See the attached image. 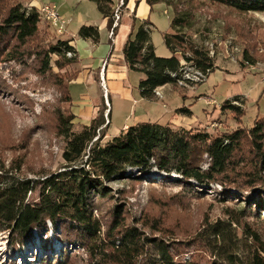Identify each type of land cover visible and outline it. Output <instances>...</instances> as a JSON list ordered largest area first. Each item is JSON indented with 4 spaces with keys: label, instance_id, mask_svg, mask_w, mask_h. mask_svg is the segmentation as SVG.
<instances>
[{
    "label": "trees",
    "instance_id": "trees-1",
    "mask_svg": "<svg viewBox=\"0 0 264 264\" xmlns=\"http://www.w3.org/2000/svg\"><path fill=\"white\" fill-rule=\"evenodd\" d=\"M90 1L107 18L110 27L113 1ZM146 2L149 6L164 3L171 8L170 27L174 31L163 34L164 45L171 52L169 57L155 55L148 21L124 44L126 65L129 70L144 74L138 87L142 97L148 99L154 98L155 89L176 85L181 79V61L177 54L203 73H210L214 66L203 46L190 42L184 32L193 17V3L220 5L241 13L264 12V0ZM41 20L42 15L34 7L18 2L8 5L0 17V61L23 62V53L18 54V50L40 34ZM77 34L99 42L97 27L83 25ZM68 52L74 55L67 57ZM53 55L57 57L54 64L59 69L70 67L76 60V52L69 41L57 38L37 54L41 72L50 70ZM76 74L73 71L63 87L70 108L69 83ZM241 102V98L234 97L224 102L222 108L242 115ZM103 114L101 109L88 125L78 124L75 129L73 113H56L57 134L64 140L63 163L56 172L32 179L14 175L0 164V231L8 232L9 246L20 248L27 241L31 242L33 230L39 233L42 242L45 241L43 233H47L50 224L64 248L82 247L87 264H202L197 257L201 258L198 251L210 255L207 264H264V239L260 233L253 229L247 233L248 227H245L243 232L249 241L243 242L237 237L232 222H216L199 231L195 239L203 248L199 247L190 260H182L174 244L162 237L146 236L139 226L127 224L124 206L118 205L111 211L112 219L104 231V224L94 215L95 199L109 197L111 183L141 182L156 170L179 176L181 180L176 182L189 190L197 191L217 183L224 188L223 195H234L246 201L243 211L258 216L260 211L264 212V116L247 129L241 127L219 135L148 122L130 125L125 131L103 140V127L106 126ZM204 160L207 166L202 168ZM20 169L19 163L16 171ZM131 170L135 173L130 174ZM192 181L198 185L194 186ZM232 189L235 192L231 194ZM254 190L257 192L252 194ZM243 192L251 195L243 198ZM32 193H36V197L30 199L28 195ZM146 222L143 225L154 233L168 232L158 221ZM233 223L240 226L237 219ZM60 228L61 237L57 235Z\"/></svg>",
    "mask_w": 264,
    "mask_h": 264
},
{
    "label": "rangeland",
    "instance_id": "rangeland-1",
    "mask_svg": "<svg viewBox=\"0 0 264 264\" xmlns=\"http://www.w3.org/2000/svg\"><path fill=\"white\" fill-rule=\"evenodd\" d=\"M14 2L30 7V0H0V17ZM168 8L171 17L172 11ZM168 14L160 9L154 16L161 22L151 33L158 57L170 56L163 42V34L169 27ZM192 14L190 26L184 28L186 37L203 46L214 66L201 81L157 88L162 98L154 96L153 100L158 102L150 105L164 118L159 121H168L166 124L173 129L205 130L212 135L241 127L247 129L264 116V88L260 82L264 69V12L241 13L220 5L195 2ZM39 27L40 34L18 50V54L23 53V62L0 61V164L14 175L32 179L59 170L63 163L64 140L57 134L56 113H72V107L65 101L63 87L73 71L70 67L57 68L54 64L57 57L53 55L50 70L41 72L37 54L57 37L45 23L40 22ZM177 56L184 63L181 56ZM245 91L248 94L241 96ZM234 97L242 99V115L222 108L224 102ZM106 109L105 104L104 113ZM77 126L74 123L75 129ZM109 135L105 133L103 140ZM247 149L245 147V151ZM19 163L21 169L16 171ZM206 166L204 160L202 168ZM179 180L175 174L165 175L152 170L141 182H113L109 197L95 199L94 215L104 224V231L112 219L111 211L118 205L124 206L127 224L139 226L146 236L162 237L174 244V250L181 252L182 260H190L202 247L195 239L196 234L216 222H232L237 237L243 242L249 241L243 232L245 227H248L247 233L250 229L257 230L264 239L263 211L258 216L243 211L246 201L234 195H223L224 188L217 183L196 191L176 182ZM191 183L198 185L194 181ZM230 191L231 194L235 192ZM256 192L254 190L252 194ZM249 195V192H243V198ZM28 196L33 199L36 193ZM235 219L240 226L233 223ZM146 221H158L168 232L154 233L143 225ZM58 233L61 237V228ZM55 235L49 224L47 233H43L45 241L42 242L39 233L33 230L31 242L13 248L8 243V232L0 231V264H87L81 246L64 248ZM149 251L153 252V249L149 248ZM198 252L201 263L207 264L210 255Z\"/></svg>",
    "mask_w": 264,
    "mask_h": 264
},
{
    "label": "crops",
    "instance_id": "crops-1",
    "mask_svg": "<svg viewBox=\"0 0 264 264\" xmlns=\"http://www.w3.org/2000/svg\"><path fill=\"white\" fill-rule=\"evenodd\" d=\"M112 1L113 14L119 0ZM43 3L56 5L59 13L68 20L66 33L60 39L69 41L76 52V60L70 65V69L77 74L69 83L72 113L75 115L74 123L88 125L101 109H105L101 77L105 84L106 100L109 105L108 124L103 129L104 133L110 134L109 137L125 131L133 124L148 122L166 124L168 122L159 121L163 117L156 114L150 105L151 102L158 101L153 100L154 98L142 97L140 94L138 83L144 78V74L129 70L123 54L126 41L128 38H133L138 27L145 21L149 22L152 31L158 23L161 25L158 18L154 16L160 9L168 14L169 8L164 3L149 6L146 0H125L113 39L108 37L110 27H108L107 18L100 13L94 2L90 0H30L29 6L36 10ZM171 17L168 14L169 27L164 33L173 32L170 28ZM83 25L97 27L99 42L94 43L90 39L78 36V30ZM164 87L165 85L160 88ZM247 94L245 91L241 96ZM262 95L264 99V92ZM159 102L166 110L163 102Z\"/></svg>",
    "mask_w": 264,
    "mask_h": 264
},
{
    "label": "built area",
    "instance_id": "built-area-1",
    "mask_svg": "<svg viewBox=\"0 0 264 264\" xmlns=\"http://www.w3.org/2000/svg\"><path fill=\"white\" fill-rule=\"evenodd\" d=\"M125 1L119 0L117 5L114 8L113 14H112V24L108 30V37L110 39L114 38L116 28L119 24V21L122 16V7L124 6ZM32 7V6H30ZM37 8L41 10L42 13V23H45L56 35L57 38H60L66 33V26L68 23V20L59 13L58 8L56 5L51 3H43L42 5H39ZM74 54H66L67 57H72ZM181 72V82H178L176 84L178 85H185L187 83H193L196 81H201L205 79L206 75L209 74L203 73L202 71H199L191 64L184 61V63L181 62L180 71ZM260 82L264 88V69L261 71L260 74ZM101 85L103 88V94L105 98V104L107 106V109L105 110L104 117H105V124L108 123L107 119V112H108V102L106 100V89L105 84L103 81V78L101 77ZM154 96L158 98H162L161 92H157V89L154 90Z\"/></svg>",
    "mask_w": 264,
    "mask_h": 264
},
{
    "label": "bare ground",
    "instance_id": "bare-ground-1",
    "mask_svg": "<svg viewBox=\"0 0 264 264\" xmlns=\"http://www.w3.org/2000/svg\"><path fill=\"white\" fill-rule=\"evenodd\" d=\"M39 13L42 15V13H41V10H39ZM67 54H71L70 52H68ZM73 54V53H72ZM179 82H181V79H180V81Z\"/></svg>",
    "mask_w": 264,
    "mask_h": 264
}]
</instances>
